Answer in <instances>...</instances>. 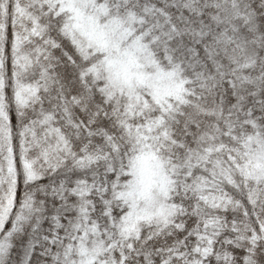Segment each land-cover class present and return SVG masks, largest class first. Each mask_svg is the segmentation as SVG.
I'll list each match as a JSON object with an SVG mask.
<instances>
[{
  "label": "snow or ice",
  "instance_id": "1",
  "mask_svg": "<svg viewBox=\"0 0 264 264\" xmlns=\"http://www.w3.org/2000/svg\"><path fill=\"white\" fill-rule=\"evenodd\" d=\"M0 264H264V0H0Z\"/></svg>",
  "mask_w": 264,
  "mask_h": 264
}]
</instances>
